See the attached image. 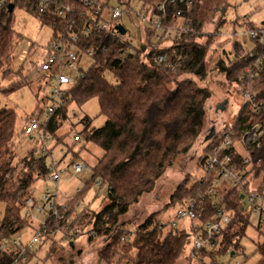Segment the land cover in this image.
<instances>
[{
  "label": "trees",
  "instance_id": "obj_1",
  "mask_svg": "<svg viewBox=\"0 0 264 264\" xmlns=\"http://www.w3.org/2000/svg\"><path fill=\"white\" fill-rule=\"evenodd\" d=\"M119 1L132 20L136 13L132 6L134 0ZM139 1L142 3L141 10L157 13L156 6L160 0ZM228 4L229 0L196 3L186 13L189 20L184 23L186 30L174 37L163 35L158 38V29L144 24L145 40H140L138 36V44L132 43V33L124 41L108 32L82 35L83 49H94L93 63L87 71H83L69 93L72 102L80 106L91 98H98L100 114L106 116V121L102 126L95 127L92 126L93 119L86 115L82 119L84 127L79 131V141L93 142L103 150V154L92 167V175L84 188L70 198L69 209L63 206L59 209L67 216L73 213L75 204L85 197L99 178L111 187L108 201L99 211H86L88 208L81 211L82 226L91 225L96 236L106 237V242L97 253L98 263L177 264L184 256L189 234L187 230L168 229L169 222L162 219L163 213L184 204L195 192L205 194L212 185L213 172L208 173L205 182L197 180L189 185L188 179H183L168 203L137 224L133 234L120 219L144 193L155 188L158 179L178 156L190 150L200 134L206 117V104L212 92L191 77H180L192 74L205 79L208 75L207 55L215 33H209L206 42H202L200 39L205 36L203 28L206 24L216 23L215 30H218L225 21ZM169 8L172 11L165 17L162 26L180 29L182 18L177 14L176 6L169 5ZM14 9L10 11L7 4L0 11V68L10 67L16 48ZM233 48L235 59L226 61L221 58L216 65L218 71L226 75L241 95L247 90L259 99L264 98V69L257 77L245 78L246 66L252 59L247 58V51L240 42H235ZM173 50L178 55L174 71L156 64L157 54ZM42 75L46 77V73ZM22 85L13 83L5 90L11 92ZM68 105L58 110L48 125V130L55 137V145L62 143L56 141L61 140L58 130L68 118ZM43 111L38 106L27 120L39 117ZM258 122L264 127V113L257 114L249 105L242 106L233 123H227L213 139L206 140L199 166H203L213 143L219 142L224 134L234 131V139L240 140L242 128ZM17 130L16 111L13 108L0 109V201L5 204L0 219V264H14L16 254L4 249L2 243L28 226L27 218L23 216L24 199L37 180L49 178L47 158L38 157L35 148L24 156H18L13 150ZM260 142V147H250L248 162H244L234 146L230 148L234 160L247 169L246 182L225 189L224 204L233 212V221L223 231L217 249L211 252L212 262L221 256L232 258L240 248V241L251 224L252 210L246 209L243 195L249 192L252 178L262 176V184L254 192L264 196V134ZM52 150L53 146L50 147L51 153ZM74 159L75 155H72ZM213 213L212 198L206 196V219ZM62 221L65 220L59 222ZM54 222L56 220L51 222L50 227ZM123 235L125 240L121 238ZM93 237L90 235L91 239ZM258 250L263 256L258 264H264V240L258 245ZM33 255V252L29 253V259Z\"/></svg>",
  "mask_w": 264,
  "mask_h": 264
},
{
  "label": "rangeland",
  "instance_id": "obj_2",
  "mask_svg": "<svg viewBox=\"0 0 264 264\" xmlns=\"http://www.w3.org/2000/svg\"><path fill=\"white\" fill-rule=\"evenodd\" d=\"M109 2L112 6H121L119 0H109ZM141 5L142 3L139 0H134L132 3L134 11H138ZM133 16V19L130 20L128 15L124 14L123 24L129 31L128 36L132 33L134 43L138 44V36L140 40H145L144 26L136 13ZM224 19V23L218 30H215L217 29L216 23L206 24L203 28L205 36L200 39L202 42H206L209 33H215L212 47L209 49L207 55L208 75L206 78L199 79L192 74H183L180 77V79L191 77L198 85L206 86L212 92L206 104L207 112L202 130L190 150L178 156L174 163L158 179L155 188L151 192L144 193L139 201L133 204L129 211L121 217L120 222H124V225L132 231V234L135 231L136 225L141 223L145 217L151 212L163 208L168 203L171 194L183 179H188L189 185H192L194 181L202 177L204 170L199 166V159L204 146H206L205 136L210 133L212 126H215V131H220L227 123H233L242 107V95L234 85H231L226 75L218 71L216 65L221 58H224L226 61L235 59L233 48L235 42H240L244 45L246 51H248L249 47H252V42L246 38V32L249 27H260L264 23V0H229ZM184 23L185 21L182 19L180 25H184ZM14 28L17 36L12 63L10 67L4 66L0 68V109L13 108L17 113L18 130L13 142V150H15L17 155L24 156L29 150L35 148V154L38 157H42L37 136L24 134L22 126L24 121L29 116H32V113L38 106L46 109V106L50 103L48 97L54 83L48 82L46 77L42 75L43 71L40 68V64L46 58L49 44L53 40L54 29L51 25L43 23L40 17L19 6L14 9ZM155 41H158V39ZM92 63V57L87 55L82 57L81 66L84 71H87ZM5 73H7L6 76H4ZM13 83H22L24 85L11 92L6 91L5 88ZM225 99H228L225 108H218V105ZM68 106V118L58 130L61 140L58 139V142L56 141V143L61 141L62 143L56 145L54 142L49 143L50 147L53 146L51 157L57 161L62 159L64 165H68L71 163L72 155H75V159L80 158L93 167L102 156L103 150L93 142H86L85 140L74 141L73 132H79L83 129L84 124L82 119L86 115L93 119L92 126L95 127L102 126L106 121V116L100 114L97 97L91 98L81 106L75 101L71 102ZM236 145L244 153L242 141H239ZM91 175L92 173H88L87 171L73 177H70L69 173L63 175L58 184V201L64 205V209H69L68 203L70 198L77 194L78 188H84L85 183ZM261 184L262 176L252 178L249 184V191L256 190ZM33 186L35 190L34 197L39 201L43 191L47 187H51L52 182L49 178L39 179ZM101 186L98 187L95 184L85 197L75 204L74 212L69 216L64 214L65 221L59 222V226L57 225L58 227H62V230L65 232L68 228L75 229L76 227H80V232L76 233L73 241L77 239L79 242L86 243V245L92 244L90 243L92 240L89 239V229L92 226H82L81 217L83 214L81 211L87 208L89 210L86 211H99L107 203V188H105L104 183ZM243 202L246 209H249L247 198H243ZM65 205L67 206L65 207ZM4 207V202L0 201V219L3 217ZM177 210L178 207L167 209L163 213L162 219L165 222H169L167 225L168 229L187 230L189 235L184 248V256L177 264H188V256L193 247L188 228L190 222L181 220L177 227H172L170 221L175 217ZM36 215L37 219L35 221L27 219L28 226L8 239L13 240L17 236H21L23 242L29 241L34 234V230L38 228L37 224L39 220H43L46 217L44 213L36 212ZM23 216L25 217L24 209ZM64 226L69 227L64 229ZM51 227L54 228V225ZM68 239L66 235L63 236L62 231H56V235H51L43 243L37 244L32 251L26 253V260L21 261H27L26 264H101L105 262L98 263V256L96 257L92 253L89 255L90 252L88 253L89 256L85 258L83 249H80V247L71 248ZM92 239L100 243L97 246L98 248L106 242L105 236L98 235ZM263 240L264 222L261 221L259 215L252 213L251 224L247 228L246 235L240 241V248L237 254L232 258L221 256L219 257V261L223 264L228 262L231 264H235L236 262L258 264L263 257L258 250V245ZM53 241H56V243L53 244ZM51 249L53 250L51 251ZM31 252L34 255L29 259V253Z\"/></svg>",
  "mask_w": 264,
  "mask_h": 264
},
{
  "label": "built area",
  "instance_id": "obj_3",
  "mask_svg": "<svg viewBox=\"0 0 264 264\" xmlns=\"http://www.w3.org/2000/svg\"><path fill=\"white\" fill-rule=\"evenodd\" d=\"M202 0H160L157 3V13L148 10L135 11L141 22L153 29H158V38L163 35L174 37L176 34L181 35L186 26L180 25V29L162 26L165 17L172 11L169 5H175L177 14L188 22L186 13L191 11L194 5ZM13 4L14 7H22L31 13L37 14L42 22L47 21L54 29V38L50 42L46 58L41 62L40 68L46 73L48 82H53L50 92L49 104L46 109L37 118L25 120L22 131L26 135H36L40 143L42 157L47 158V168L49 180L52 186L47 187L38 201L31 191L25 197L24 214L28 220L35 221L37 213H44L45 219L39 220L38 228L34 230L32 238L23 242L21 236L13 240L5 239L2 247L7 251H13L16 254L14 264H21L26 260V253L32 251L37 245L43 243L51 235H56V231H62L63 236H67L68 242L73 241L76 233L80 232V227L68 228L66 232L59 226V221L64 219L65 215L60 211L64 206L58 201L59 181L65 173L70 177L84 173H92V167L80 158L74 159L67 166H63L61 161L52 158L49 143H55V137L48 130V125L54 114L72 102V96L69 93L71 88L78 82L83 74L81 60L84 55L92 57L94 49L84 50L81 42L82 35L100 34L108 32L110 35L124 41L129 38L127 31L121 33L117 28L123 24L124 6H112L109 0H0V11L6 5ZM44 23V22H43ZM125 26V25H124ZM126 27V26H125ZM127 29V28H126ZM128 30V29H127ZM247 40L252 42V47L247 51V58L252 59L246 66L244 77H257L264 69V23L260 27H249L246 32ZM132 43L134 41L132 39ZM177 52L159 53L155 56V62L158 66L165 67L170 71L176 69ZM242 106L249 105L253 112L257 114L264 113V98H257L249 91L245 90L242 94ZM219 130H216L213 139ZM264 134V127L261 122L244 126L240 140L234 139V131L224 134L219 142L213 143L211 152L208 153L203 161L204 174L199 179L205 182L208 173L213 172L214 178L212 185L206 193L195 192L187 201L178 207L175 217L170 221L172 227H177L179 221L187 220L190 222L189 231L193 247L188 256V264H223L218 260L212 262L210 254L217 249L219 240L223 231L232 223L233 212L224 204V192L226 188L240 186L246 182L245 174L247 169H243L230 151L235 147L237 152L242 155L244 162L250 161V147L257 145L260 147V139ZM74 141L80 140L78 131L73 132ZM242 141L244 153L237 148V143ZM102 179L96 180V185L102 187ZM110 192L111 187L105 185ZM82 189L78 188L77 193ZM206 196L212 198L214 213L210 218L206 215ZM249 202V209L252 213L261 217L264 222V196L254 191H249L243 195ZM67 205H65L66 207ZM54 222V228L50 227ZM56 225V226H55ZM58 225V226H57ZM70 225V224H69ZM89 233L96 236L97 233L91 227ZM122 240L126 239L123 235ZM22 260V261H21ZM101 264H109L102 262ZM224 264H231L230 262ZM235 264H242L236 262Z\"/></svg>",
  "mask_w": 264,
  "mask_h": 264
},
{
  "label": "crops",
  "instance_id": "obj_4",
  "mask_svg": "<svg viewBox=\"0 0 264 264\" xmlns=\"http://www.w3.org/2000/svg\"><path fill=\"white\" fill-rule=\"evenodd\" d=\"M206 137V136H205ZM204 140H206L205 138H204ZM205 143V142H204ZM61 161V164L63 165V166H66V165H64V162H63V160L61 159L60 160ZM66 174V173H65ZM34 187V186H33ZM33 187H31L30 188V190H31V193L32 194H34V192H35V190H34V188ZM29 190V191H30ZM68 200V199H67ZM66 201V200H65ZM62 204V203H61ZM90 240H92V242H90V243H92L91 245H86V243H82V242H79L77 239L75 240V241H71V242H68L69 243V246L71 247V248H73L74 249V247H80V249H83V255H84V257L86 258L87 256H89L91 253L92 254H94V256H98L97 255V253H98V249L100 248H98L97 246H99V242L98 241H96V240H93V239H91V238H89ZM85 252V253H84ZM90 252V253H89ZM88 253H89V255H88Z\"/></svg>",
  "mask_w": 264,
  "mask_h": 264
},
{
  "label": "water",
  "instance_id": "obj_5",
  "mask_svg": "<svg viewBox=\"0 0 264 264\" xmlns=\"http://www.w3.org/2000/svg\"><path fill=\"white\" fill-rule=\"evenodd\" d=\"M13 4H10L9 5V10L11 11L13 9ZM117 28L119 29V31L121 33H125L127 31L126 27L124 25H118ZM228 102V99H225L224 101H222L219 105H218V108L220 109H224L225 108V104ZM215 133V126H212L210 128V133L208 135H206L205 139L208 140L210 139Z\"/></svg>",
  "mask_w": 264,
  "mask_h": 264
}]
</instances>
